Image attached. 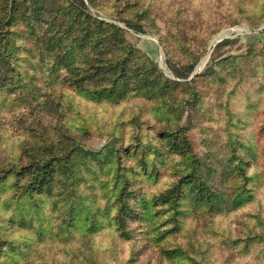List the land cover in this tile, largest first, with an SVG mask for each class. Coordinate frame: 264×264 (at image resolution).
Segmentation results:
<instances>
[{"label":"trees","instance_id":"obj_1","mask_svg":"<svg viewBox=\"0 0 264 264\" xmlns=\"http://www.w3.org/2000/svg\"><path fill=\"white\" fill-rule=\"evenodd\" d=\"M88 1L98 7V0ZM0 2V98L15 96L27 104L17 148L0 161V264H103L96 247L99 234L109 229L117 240L130 239L139 223L150 244L155 237L163 264H204L200 240L199 245L173 244L169 235L191 216L205 239L212 214L236 212L253 198L236 189L241 179L252 177L243 146L233 148L216 184L213 168L171 122L170 96L181 83L165 78L155 64L144 65L124 29L94 18L86 0H59L54 8L47 7V0ZM258 20L264 22V16ZM128 27L145 32L142 25ZM24 51L42 66L51 60L53 71L66 73L62 91L41 94L32 81L25 82L28 72L19 64ZM194 59L185 73L172 70L175 77L188 78L197 69L199 58ZM211 66L207 74L217 71ZM76 95L101 104L135 98L151 102L163 115V142L152 147L154 163L144 150L142 164L148 177L153 169L170 165L174 178L169 184L157 193H143L145 177L139 165L127 164L134 154L131 144H122L121 134L102 150H86L88 126L79 120ZM17 233L23 236L16 238Z\"/></svg>","mask_w":264,"mask_h":264},{"label":"rangeland","instance_id":"obj_2","mask_svg":"<svg viewBox=\"0 0 264 264\" xmlns=\"http://www.w3.org/2000/svg\"><path fill=\"white\" fill-rule=\"evenodd\" d=\"M86 4L94 18L126 31L144 65L155 64L165 78L181 83L170 96L174 103L171 122L176 132H186L195 155L213 168L216 184L217 172L228 164L235 146H243L240 150L249 156L247 175L252 177L248 181L241 179L236 189L245 190L253 198L236 212L212 214L205 239L200 237L193 218L185 217L182 229L169 235L171 243L199 245L200 240L204 264H264V22L258 20L264 16V0H98L95 8L88 0ZM46 5L54 8L59 0H47ZM129 24L142 25L145 32L137 33ZM21 58L19 64L28 72L23 73L25 82L32 81L41 94L57 95L63 90L66 73L53 71L51 60L42 66L27 51L21 53ZM194 58H199L196 68L201 67L197 74L201 76L192 78L195 69L186 79L176 78L172 70L185 73ZM209 66L217 71L207 74ZM14 98H0V128L7 129L0 131L1 162L17 148L19 119L27 108L24 100ZM74 104L81 112L79 120L88 126L86 150H102L117 134L122 135V144H131L134 157H127V164L139 165L147 185L143 193H157L174 178L170 165L156 167L157 172L153 169L148 177L142 164L144 150L150 163H154L152 147L163 142V115L154 110L151 102L135 98L119 105L101 104L76 95ZM168 162L172 164L170 159ZM140 226L141 223L136 225L126 240H117L109 229L99 234L96 247L103 264H163L156 256L155 237L156 245L150 244ZM22 236L16 234V238ZM39 244L45 246V242ZM112 248L116 253H111Z\"/></svg>","mask_w":264,"mask_h":264},{"label":"water","instance_id":"obj_3","mask_svg":"<svg viewBox=\"0 0 264 264\" xmlns=\"http://www.w3.org/2000/svg\"><path fill=\"white\" fill-rule=\"evenodd\" d=\"M264 29V26L262 27V29L261 30H263ZM261 30H259V31H261ZM217 44V43H216ZM216 44L211 48V50L212 49H214V47L216 46ZM202 70V69H201ZM201 70H199V69H196V71L194 72V74L192 75V78H194Z\"/></svg>","mask_w":264,"mask_h":264},{"label":"bare ground","instance_id":"obj_4","mask_svg":"<svg viewBox=\"0 0 264 264\" xmlns=\"http://www.w3.org/2000/svg\"><path fill=\"white\" fill-rule=\"evenodd\" d=\"M220 38L216 39L213 43H212V46L211 48L219 41ZM197 69L201 70V67H198Z\"/></svg>","mask_w":264,"mask_h":264}]
</instances>
